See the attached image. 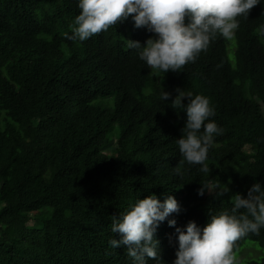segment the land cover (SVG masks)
I'll list each match as a JSON object with an SVG mask.
<instances>
[{"label":"trees","instance_id":"trees-1","mask_svg":"<svg viewBox=\"0 0 264 264\" xmlns=\"http://www.w3.org/2000/svg\"><path fill=\"white\" fill-rule=\"evenodd\" d=\"M78 12L77 0H0V264H131L124 246L108 244L119 239L112 218L149 194L180 205L153 237L171 264L167 219L202 228L234 194L264 187V0L237 17L233 64L217 35L165 74L128 48L154 35L134 28L131 15L83 42L66 39ZM176 89L207 96L223 129L207 154L209 173L178 151L186 115L171 105ZM205 182L228 192L197 195ZM245 240L264 248V228L234 251Z\"/></svg>","mask_w":264,"mask_h":264},{"label":"clouds","instance_id":"clouds-1","mask_svg":"<svg viewBox=\"0 0 264 264\" xmlns=\"http://www.w3.org/2000/svg\"><path fill=\"white\" fill-rule=\"evenodd\" d=\"M259 3L260 0H77L79 12L69 26L71 34L65 32L64 36L83 42L131 15L134 28L144 27L154 35L143 46L127 40L128 48L138 50L139 59L156 73L165 74L193 62L217 35L232 39L239 26L237 17L247 18L249 10ZM260 31L264 33V25ZM175 91L171 105L186 115L180 138L175 140L178 151L185 163L209 173L207 154L223 129L210 119L215 111L207 96ZM169 95L162 90L161 101ZM182 98H187L186 104H182ZM205 191L220 197L228 188L220 190L205 182L200 184L197 195ZM179 211L180 205L172 195L162 201L152 194L137 199L126 212L112 218L110 230L119 239L111 237L108 244L113 249L124 246L131 264H147V258L163 264L154 233L160 222ZM167 224L174 227L176 239L171 264H240L235 242L264 228V187L256 182L248 188L246 197L234 194L231 208L209 215L202 228L188 221L181 229L175 226L174 218L167 219Z\"/></svg>","mask_w":264,"mask_h":264},{"label":"rangeland","instance_id":"rangeland-1","mask_svg":"<svg viewBox=\"0 0 264 264\" xmlns=\"http://www.w3.org/2000/svg\"><path fill=\"white\" fill-rule=\"evenodd\" d=\"M235 48L236 43L234 37L232 39H227V57L232 64L234 63ZM246 149L249 151L248 148ZM207 195H210V193H208ZM29 226H35V224L33 222H30ZM235 252L240 260V264H246L250 261H259L264 256V248L260 247L250 240L243 241L240 247L235 250Z\"/></svg>","mask_w":264,"mask_h":264}]
</instances>
